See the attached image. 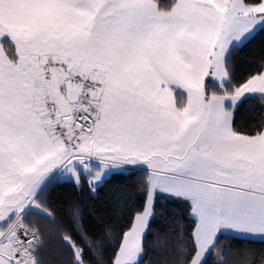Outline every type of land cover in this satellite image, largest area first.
Segmentation results:
<instances>
[{
	"label": "snow or ice",
	"instance_id": "snow-or-ice-1",
	"mask_svg": "<svg viewBox=\"0 0 264 264\" xmlns=\"http://www.w3.org/2000/svg\"><path fill=\"white\" fill-rule=\"evenodd\" d=\"M258 31L264 0H0V264H264L219 243L264 241V57L233 65ZM136 171L99 234L43 199ZM161 197L190 223L153 235Z\"/></svg>",
	"mask_w": 264,
	"mask_h": 264
},
{
	"label": "trees",
	"instance_id": "trees-1",
	"mask_svg": "<svg viewBox=\"0 0 264 264\" xmlns=\"http://www.w3.org/2000/svg\"><path fill=\"white\" fill-rule=\"evenodd\" d=\"M262 57H264V31H258L253 39L233 54L234 73L237 79L254 70L257 61ZM251 119L249 103L246 102L241 106L237 120L247 126ZM140 177L141 173L138 171L133 174L111 176L104 180L95 193L90 191L86 181H82L78 187L70 180L58 179L50 184L43 199L58 221L67 224L72 214L78 212L84 228L90 234H99L114 221V205L121 198L134 197L137 202L141 199L137 190ZM186 215L185 205L177 201L164 200L162 197L158 198L156 217L152 226L153 235L156 232L163 233L178 223H190L184 220ZM219 243L225 251L241 247L264 249V241L235 237L228 233L220 237ZM46 256L50 264H59L62 259L55 240L50 242ZM209 264H212L211 258Z\"/></svg>",
	"mask_w": 264,
	"mask_h": 264
},
{
	"label": "crops",
	"instance_id": "crops-1",
	"mask_svg": "<svg viewBox=\"0 0 264 264\" xmlns=\"http://www.w3.org/2000/svg\"><path fill=\"white\" fill-rule=\"evenodd\" d=\"M228 234H231V235H233V234H232V233H230V232H229ZM257 240H259V239H257Z\"/></svg>",
	"mask_w": 264,
	"mask_h": 264
},
{
	"label": "rangeland",
	"instance_id": "rangeland-1",
	"mask_svg": "<svg viewBox=\"0 0 264 264\" xmlns=\"http://www.w3.org/2000/svg\"><path fill=\"white\" fill-rule=\"evenodd\" d=\"M92 192V191H91ZM93 193V192H92Z\"/></svg>",
	"mask_w": 264,
	"mask_h": 264
}]
</instances>
